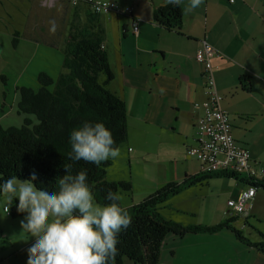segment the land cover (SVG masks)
<instances>
[{
  "label": "crops",
  "instance_id": "1",
  "mask_svg": "<svg viewBox=\"0 0 264 264\" xmlns=\"http://www.w3.org/2000/svg\"><path fill=\"white\" fill-rule=\"evenodd\" d=\"M61 1L64 5L68 2ZM103 1L132 12L93 14L80 1L69 17L81 19L82 24L76 27L79 31L102 33L113 75L107 89L125 105L127 140L106 170L108 181L131 185L130 192L118 193L120 205L129 208L169 184L199 174V163L187 156L186 150L196 146V126L208 96L203 67L195 60L203 40L216 52L209 62L215 90L223 96L218 108L227 114L233 137L249 152L251 165L264 170V148L256 131L259 125L264 130V0H234L232 4L228 0H202L196 8H191V0ZM173 4L181 9V25L168 31L153 21V8ZM133 23H137V34L133 33ZM244 76L249 80L247 89L240 82ZM135 148H139L136 153ZM117 163L130 168L134 163L142 164V184L136 185L131 176L109 178L108 170ZM154 165L163 170L162 177L147 176L146 168ZM246 178L242 174L239 180L211 178L181 192H187L185 211L170 205L177 213L160 212L185 226H211L229 220L247 241L259 243L264 232L253 225L264 224V217L259 216V208L264 209V190L257 191L250 201L247 216L227 212L226 201L247 187L242 182ZM257 179L264 180V171ZM221 180L229 182V190H220ZM163 206L161 209L166 208ZM201 211L203 220L197 217ZM159 264H264V254L223 229L213 234L166 236Z\"/></svg>",
  "mask_w": 264,
  "mask_h": 264
},
{
  "label": "trees",
  "instance_id": "2",
  "mask_svg": "<svg viewBox=\"0 0 264 264\" xmlns=\"http://www.w3.org/2000/svg\"><path fill=\"white\" fill-rule=\"evenodd\" d=\"M181 17V9L176 4L153 8V21L168 31L180 27ZM73 29L61 49L63 58L57 77L52 79L46 73H40L37 75V90L16 88L17 113L24 115V118L19 127H3L0 124V177L6 180L16 176L20 180H27L32 170H35L37 180L34 183L37 187L56 188L59 176L66 174L63 165L71 163L73 174L87 169L96 201L105 204L108 202L103 198L109 189L118 193L120 190L128 191L130 184L106 179L111 158L99 167L83 160L75 163L69 161V135L85 120L104 122L119 148L127 140V115L124 103L107 89L113 75L108 55L101 49L102 33L87 34L77 28ZM240 82L242 88H249L248 77H241ZM211 178L239 180V175L225 172L198 174L181 183L169 184L127 208L132 222L119 236V255L113 264H124L125 258L132 264H159L166 236L213 234L223 229H229L239 241L264 254V240L250 243L232 228L229 220L211 226H185L161 214L160 210L169 198ZM242 182L247 187L253 186L256 192L264 190V180L247 177ZM17 203L18 201L13 202L9 216L20 214L16 210Z\"/></svg>",
  "mask_w": 264,
  "mask_h": 264
},
{
  "label": "clouds",
  "instance_id": "3",
  "mask_svg": "<svg viewBox=\"0 0 264 264\" xmlns=\"http://www.w3.org/2000/svg\"><path fill=\"white\" fill-rule=\"evenodd\" d=\"M201 2L191 0L190 6L196 8ZM69 143L67 159L74 163L83 160L99 167L119 156L104 122L83 121L71 131ZM63 168L66 174L59 176L56 188L37 187L35 170L27 180L0 177V196L8 208L18 201L17 212L25 214L20 228L32 237L28 264H113L119 255V236L132 222L128 209L111 189L103 198L108 203L99 204L87 169L73 174L71 163Z\"/></svg>",
  "mask_w": 264,
  "mask_h": 264
},
{
  "label": "rangeland",
  "instance_id": "4",
  "mask_svg": "<svg viewBox=\"0 0 264 264\" xmlns=\"http://www.w3.org/2000/svg\"><path fill=\"white\" fill-rule=\"evenodd\" d=\"M97 1L101 2L103 0ZM62 2L61 0H0V124L3 127H19L22 124L24 115L17 113L18 91L16 88L28 87L37 90L39 88L37 81L38 74L46 73L52 79H55L60 71L63 58V51L61 49L64 43L70 38L71 32L74 31L73 28L82 24L81 19H71L69 17L71 15V9H74L79 4V1L75 3L74 0H68L66 5ZM82 2H85L84 4L87 6L91 5L88 0H83ZM228 2L232 4L234 0L233 2L228 0ZM118 7L121 8L119 5ZM112 13L116 12L112 11ZM50 22H54V28ZM15 32H18L17 36ZM101 49H104L103 45H101ZM217 94L223 100V96L218 92ZM256 131L261 140V146L264 148V130L260 129L259 125ZM138 149L135 148V153ZM254 152H257L255 147ZM153 153L156 154V150H153ZM262 156L264 159V152ZM143 167L142 164L135 165L134 163L130 168L128 164L117 163L108 170V177L112 178L113 176H117V178H129L131 176L132 181L140 186L143 181L140 176L144 175ZM146 171L147 176L153 175V177L155 175L162 177L164 173L157 165L149 169L146 168ZM160 171L161 175H159ZM199 174L205 173L199 171ZM221 181L218 184L220 190H229V182L226 180ZM130 190H120L119 192H130ZM186 193L177 194L169 198L164 203L166 208L161 209V212L165 215L172 212L177 213L169 209L170 205L179 207V210L185 211L183 208L187 205ZM260 193L257 195H261ZM219 196L223 198L221 194ZM221 198L217 199L219 200V205L222 203ZM229 200L231 199H228L226 204ZM10 207L8 208L5 198L0 196V264H16L17 262L19 264H28L27 248L32 237L20 228V220L25 214L20 213L19 215L11 217L9 216ZM195 209L197 210V206ZM244 215L247 216L248 211ZM244 215L239 216L245 217ZM198 216L203 220L202 211L199 214L197 213ZM259 216L264 217L263 208H259ZM253 226L257 230L264 232V229L261 228H264L263 223L261 227L256 225V223ZM246 229L244 230L245 232L247 231ZM250 234H252V231H250ZM124 264L132 263L125 258Z\"/></svg>",
  "mask_w": 264,
  "mask_h": 264
},
{
  "label": "built area",
  "instance_id": "5",
  "mask_svg": "<svg viewBox=\"0 0 264 264\" xmlns=\"http://www.w3.org/2000/svg\"><path fill=\"white\" fill-rule=\"evenodd\" d=\"M77 1L83 0H74ZM93 13L106 14L115 11L121 14H131V8L121 9L113 2L88 0ZM233 2V0H230ZM133 33H138L137 23H133ZM215 50L205 41L195 55L196 62L203 67L202 78L207 91V99L202 104L203 114L197 122L196 146L187 149V155L195 158L199 163V170L203 173L225 172L246 175L248 178H257L263 169L257 170L251 165L249 152L239 146L232 134V126L225 112L219 108L221 97L217 94L211 72L210 58L215 55ZM197 106V104H195ZM253 186L241 190L235 197L227 202L229 213L244 215L250 201L255 196ZM245 216V215H244Z\"/></svg>",
  "mask_w": 264,
  "mask_h": 264
},
{
  "label": "bare ground",
  "instance_id": "6",
  "mask_svg": "<svg viewBox=\"0 0 264 264\" xmlns=\"http://www.w3.org/2000/svg\"><path fill=\"white\" fill-rule=\"evenodd\" d=\"M200 119V118H199ZM190 148V147H189Z\"/></svg>",
  "mask_w": 264,
  "mask_h": 264
}]
</instances>
